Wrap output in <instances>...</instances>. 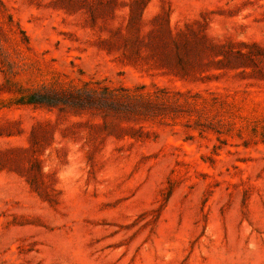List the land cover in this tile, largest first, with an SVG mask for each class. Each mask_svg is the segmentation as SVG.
<instances>
[{"label": "rangeland", "instance_id": "obj_1", "mask_svg": "<svg viewBox=\"0 0 264 264\" xmlns=\"http://www.w3.org/2000/svg\"><path fill=\"white\" fill-rule=\"evenodd\" d=\"M0 264H264V0H0Z\"/></svg>", "mask_w": 264, "mask_h": 264}]
</instances>
